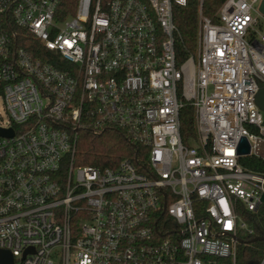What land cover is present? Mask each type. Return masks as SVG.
<instances>
[{
  "label": "built area",
  "instance_id": "built-area-1",
  "mask_svg": "<svg viewBox=\"0 0 264 264\" xmlns=\"http://www.w3.org/2000/svg\"><path fill=\"white\" fill-rule=\"evenodd\" d=\"M186 3L0 0V129L13 130L0 135V251L12 264H236L254 233L240 209L264 205V174L239 162L264 152V0H225L213 19L199 0L197 52L179 64L174 8ZM110 128L145 149L144 172L130 158L75 163L80 132Z\"/></svg>",
  "mask_w": 264,
  "mask_h": 264
},
{
  "label": "trees",
  "instance_id": "trees-1",
  "mask_svg": "<svg viewBox=\"0 0 264 264\" xmlns=\"http://www.w3.org/2000/svg\"><path fill=\"white\" fill-rule=\"evenodd\" d=\"M225 0H203L202 12L204 15L215 18V15ZM199 0H187L185 5L174 8V21L179 29L175 49L177 62L181 64L190 55H196L198 45V13ZM20 44L29 50L35 57L52 62L59 68H64L53 52L47 50L38 40L23 33ZM181 132L183 140L196 136V114L191 103H185L180 111ZM145 149L131 140L125 131L110 128L99 133L89 129L80 132L77 143L75 163L77 165H90L99 168L116 167L123 158H130L142 172ZM239 162L247 169L264 174V159L255 155L242 156ZM241 215L247 224L253 228L254 233L241 235L238 246L236 264H260L264 256V241L255 239L264 236V205L257 213H249L243 207Z\"/></svg>",
  "mask_w": 264,
  "mask_h": 264
},
{
  "label": "water",
  "instance_id": "water-1",
  "mask_svg": "<svg viewBox=\"0 0 264 264\" xmlns=\"http://www.w3.org/2000/svg\"><path fill=\"white\" fill-rule=\"evenodd\" d=\"M263 88L260 90L258 96H257V102L259 104V106L264 110V99H263ZM13 134V130L9 129V130H5V129H0V135H4V136H12ZM260 145H262L261 142H259ZM251 153V145L248 142V140L246 138H242L239 146H238V154L239 155H248ZM256 154L261 157L264 158V152L260 149L257 148L256 149ZM255 239H259V240H263L264 241V236H258ZM11 255L10 253L6 252V251H0V262L2 264H12L11 262Z\"/></svg>",
  "mask_w": 264,
  "mask_h": 264
},
{
  "label": "rangeland",
  "instance_id": "rangeland-1",
  "mask_svg": "<svg viewBox=\"0 0 264 264\" xmlns=\"http://www.w3.org/2000/svg\"><path fill=\"white\" fill-rule=\"evenodd\" d=\"M8 120H9V114L6 110L3 98L0 97V123H5Z\"/></svg>",
  "mask_w": 264,
  "mask_h": 264
}]
</instances>
